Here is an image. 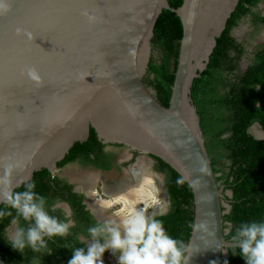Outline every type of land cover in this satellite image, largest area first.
Wrapping results in <instances>:
<instances>
[{
	"label": "water",
	"instance_id": "1",
	"mask_svg": "<svg viewBox=\"0 0 264 264\" xmlns=\"http://www.w3.org/2000/svg\"><path fill=\"white\" fill-rule=\"evenodd\" d=\"M238 1L183 0L173 9L167 0H0V176L9 164L14 184L53 172L91 127L103 142L158 157L181 175L193 223L214 233L190 232L201 249L190 264H220L231 247L228 205L190 93ZM163 9L182 24L168 106L143 82Z\"/></svg>",
	"mask_w": 264,
	"mask_h": 264
},
{
	"label": "trees",
	"instance_id": "2",
	"mask_svg": "<svg viewBox=\"0 0 264 264\" xmlns=\"http://www.w3.org/2000/svg\"><path fill=\"white\" fill-rule=\"evenodd\" d=\"M167 1L173 9L183 2ZM257 2L238 1L224 30L216 38L206 68L193 80L190 93L215 179H223L226 188L232 192L230 209L223 214L224 228H229L227 223L235 226L241 221L264 218V139H254L247 132L254 121H258L264 130V49L243 74L236 76L237 81L229 76L236 65L228 55L230 49H237L230 29L247 12V5ZM181 36L179 16L171 9H163L154 24L143 82L154 91L156 99L164 106H168L170 98ZM257 101L258 105L255 104ZM97 144L100 141L90 127L88 139L74 143L64 160H70L81 151H91ZM152 157L157 161V170L166 174V187L170 196L169 211L158 218L163 220L171 236L188 240L191 232L188 226L193 223L194 217L191 188L184 179V183L178 185L176 181L182 178L181 175L160 158ZM221 160H228V165L220 164ZM217 173L220 176H216ZM31 180L35 181V191L40 195L51 191L53 182L57 183L56 179L50 178L47 169L34 172ZM230 235L228 231L225 238L230 240ZM9 250V246L0 239V254L4 264L12 262L8 257ZM232 251L231 247L227 248L228 253L221 258L220 264H224V261L228 264H244L239 256L232 255ZM27 253L29 251L26 250Z\"/></svg>",
	"mask_w": 264,
	"mask_h": 264
},
{
	"label": "clouds",
	"instance_id": "3",
	"mask_svg": "<svg viewBox=\"0 0 264 264\" xmlns=\"http://www.w3.org/2000/svg\"><path fill=\"white\" fill-rule=\"evenodd\" d=\"M0 10L7 11V5L0 4ZM13 170L9 164L0 176V239L23 256L26 250L31 252L28 264H42V257L52 254L49 240L68 236L75 222L54 214L57 202L49 204L46 197L37 193L35 181L21 179L12 183ZM176 182L179 185L184 180L179 178ZM148 207L127 205L120 212L96 220L86 229L87 234L79 237L84 246L70 249L72 255L67 264H104L106 252L116 264H190L200 247L191 239L171 236L158 218L164 213L149 212ZM188 227L192 233L200 232L201 240L214 235L205 222ZM229 231L233 256H239L244 264H264V218L230 224ZM222 246L218 243L216 249L221 252Z\"/></svg>",
	"mask_w": 264,
	"mask_h": 264
},
{
	"label": "flooded vegetation",
	"instance_id": "4",
	"mask_svg": "<svg viewBox=\"0 0 264 264\" xmlns=\"http://www.w3.org/2000/svg\"><path fill=\"white\" fill-rule=\"evenodd\" d=\"M247 8V12L240 16L230 29V36L234 39L237 49H230L228 53L236 65L229 76L236 81V76L243 74L255 60L256 55L264 49V0H258L255 5H247ZM255 104L258 105L259 102ZM247 132L254 139H264V130L258 121L252 122ZM97 139L100 144H97L93 150L81 151L70 160H64L68 152L56 162L53 172L48 170L50 178L56 179L57 183L53 182L52 190L43 193L42 196L47 198L49 204L53 201L57 202L58 210L54 214L62 219L74 221L75 226L68 236L54 237L49 240L52 254L42 257V264H67L72 255L70 249L84 246L79 243V237L87 234L86 229L91 224L109 214L120 212L127 205L135 206L136 197H139L137 191L142 195L145 194V188L140 187L145 182L139 181L141 168L136 164L139 159L144 158L149 167H152L156 173H160L156 168L157 161L151 155L142 154L125 145L105 143L98 137ZM122 149H127L125 158L124 156L120 158L119 153ZM219 163L226 166L229 162L221 160ZM73 166L80 167L84 171L79 174H69V168ZM147 174L146 172V178L150 175ZM162 174L165 177L164 188L169 197L167 211L164 212L166 214L170 208V196L166 187V174L163 172ZM216 176H220V173ZM217 183L223 187L222 201L223 204L228 205V208L223 206L222 210L227 213L230 209L232 192L226 188L223 179H219ZM150 212L159 213L158 209L155 210L152 207ZM227 225L229 226V223ZM9 253L11 264H28V258L33 255L31 252L26 255L25 252L23 256L11 248ZM1 259L3 261L2 256ZM103 259L104 264H116L110 253L106 252Z\"/></svg>",
	"mask_w": 264,
	"mask_h": 264
},
{
	"label": "rangeland",
	"instance_id": "5",
	"mask_svg": "<svg viewBox=\"0 0 264 264\" xmlns=\"http://www.w3.org/2000/svg\"><path fill=\"white\" fill-rule=\"evenodd\" d=\"M127 149H122L119 153L120 158L126 157ZM138 166L142 168L145 172L150 174V180L147 183H143L141 188H145L146 193L142 195L139 191H137L139 197H134L136 199V202L134 203L135 207H142L149 205L148 211L150 212L151 207L155 210L158 209L160 212H166L168 207V201L169 197L165 190V177L163 176L162 172H155L152 167H149L148 163L143 159H139L137 161ZM133 165V164H132ZM134 166V165H133ZM80 167H71L69 168L68 173L69 174H79L80 172H83ZM86 172V171H85ZM163 177V180L160 179V177ZM116 263V262H114Z\"/></svg>",
	"mask_w": 264,
	"mask_h": 264
},
{
	"label": "bare ground",
	"instance_id": "6",
	"mask_svg": "<svg viewBox=\"0 0 264 264\" xmlns=\"http://www.w3.org/2000/svg\"><path fill=\"white\" fill-rule=\"evenodd\" d=\"M139 175H140V183H142V182H147V181H149L150 180V175L149 174H147V175H149V177L148 178H146V172L144 171V170H142V168H141V170L139 171ZM109 188V187H108ZM145 193H146V191H145Z\"/></svg>",
	"mask_w": 264,
	"mask_h": 264
}]
</instances>
